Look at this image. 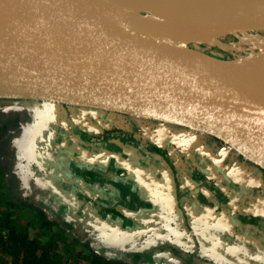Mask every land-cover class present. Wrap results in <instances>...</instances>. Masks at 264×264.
Masks as SVG:
<instances>
[{
	"label": "rangeland",
	"instance_id": "1",
	"mask_svg": "<svg viewBox=\"0 0 264 264\" xmlns=\"http://www.w3.org/2000/svg\"><path fill=\"white\" fill-rule=\"evenodd\" d=\"M134 13L158 19L157 15L145 10H135ZM182 21L177 20L170 28L180 27ZM188 47L214 61L238 60L248 64L264 51V30L228 34ZM48 127L60 131L58 139L46 142L45 137L42 138L41 133ZM89 129H116L132 135L96 140L94 145L85 142L80 135L82 130ZM146 140L166 149L171 160L157 154L153 156V151L144 146ZM39 142L40 169L55 171L61 168L67 172L80 163L87 167V172L94 169V175H99L104 182L101 185L94 175L90 181H83L76 172L74 175L80 181L82 179L79 183L62 176L58 181L63 189L57 198L60 203L53 205L47 201L41 210L33 202L29 190L36 165L33 151L36 152L34 147ZM109 166L117 172L115 179L106 176ZM198 167L203 171L197 170ZM194 172L200 173L199 180L192 176ZM92 184L97 187L109 184L130 203V207H124L125 214L113 215V228L103 231L107 243L120 245L133 240L131 242H137L142 249L161 244L193 249L189 244L188 229L184 227L185 220H189L188 223L195 224L199 231L201 255L225 264H246L245 257L254 261L264 259V168L224 142L199 131L152 119L0 96V264H22L23 251H18L15 259L1 248V243L13 244L10 240L12 230L23 238L37 240L50 250L51 255L55 252L59 264H84L81 255L97 256L104 264H127V259L119 252L108 250L105 253L112 257L104 258L96 252L93 243L63 228L55 220L58 214L71 212L79 215L81 221V212H76V207L62 209L61 206L67 207L69 202L81 204L77 193H87L88 185ZM95 199L106 202V197L100 194ZM177 200L181 201V207ZM144 201L151 205L139 209L137 202ZM145 208H150L149 214L153 217L148 223L150 228L145 232L123 235L122 231L140 220L141 217L137 216L142 210L147 211ZM242 211L246 214H240ZM227 212L230 216L236 213L233 218L237 224L227 225ZM238 215H253L255 222L245 225H250L252 232L261 235L251 239L242 236L239 226L242 219ZM81 218L85 225H97L103 220L97 212L83 214ZM258 219L262 220L261 226H258ZM10 222L13 228L7 226ZM213 230L216 235L211 232ZM221 231L230 238L228 242L218 236ZM141 234L145 239H141ZM21 244L19 239L18 245ZM251 244L254 250L248 247ZM212 247L213 252H210ZM157 255H166L163 264L180 263L177 255L169 251ZM151 264L159 263L154 260Z\"/></svg>",
	"mask_w": 264,
	"mask_h": 264
},
{
	"label": "water",
	"instance_id": "2",
	"mask_svg": "<svg viewBox=\"0 0 264 264\" xmlns=\"http://www.w3.org/2000/svg\"><path fill=\"white\" fill-rule=\"evenodd\" d=\"M0 0V65L19 73L27 95H0L117 111L211 135L264 168V80L240 87L190 65L178 51L193 43L264 30V16L196 21L167 48L154 21L127 19L104 0ZM194 25V26H193ZM75 32L110 53L91 59L40 38ZM76 42H70V44ZM1 74V70H0ZM263 156V159L259 158Z\"/></svg>",
	"mask_w": 264,
	"mask_h": 264
},
{
	"label": "flooded vegetation",
	"instance_id": "3",
	"mask_svg": "<svg viewBox=\"0 0 264 264\" xmlns=\"http://www.w3.org/2000/svg\"><path fill=\"white\" fill-rule=\"evenodd\" d=\"M68 106V105H66ZM90 127V126H88ZM96 127V126H95ZM48 130H51V133H48ZM60 133V131L55 130L52 127H48L47 130L43 131L41 133L42 138L45 137L46 142L47 141H52V138H56L58 139V134ZM82 139L85 140V142L89 143H93L94 145H96V140H100V139H108V138H112L115 136H119L122 137L123 135L129 136L132 135L130 133H127L125 131L122 130H116V129H102V130H96V131H84L82 130L80 133ZM41 136L39 138H41ZM39 145H41V142L37 143L35 145V149L36 152L33 151L34 153V159L36 161V165H35V169H34V173H33V177H32V182L30 185V192L32 193L31 195L33 196V202H35V205L37 207H39L41 210H43V207L47 201L51 202L53 205L60 203L59 201H57L58 196H61L62 190L59 186V182L62 178V176L66 177V178H70V181H73L75 183H79L85 180V181H90L91 178L95 172L92 171H88L87 172V167L83 166L82 164H77L74 165L73 168H71L70 171L64 172L61 168H57L55 171L47 169V170H43L40 169L41 168V160L39 159L38 161V151L37 149H39ZM144 146H147L149 149H151L153 151L152 155L154 156L155 154H157V156H159L160 158H165V159H170V155L169 153H167L166 149L159 147L158 145H156V143L152 142V141H144ZM33 150V147H32ZM151 155V156H152ZM171 160V159H170ZM60 165L62 164L61 162H59ZM82 166V167H80ZM111 169V170H110ZM197 170H202V167H198ZM188 172L190 171V169L187 170ZM74 172H76L78 175L81 176V181L80 179H78V177H76V175H74ZM64 173V174H63ZM116 173L112 167H108V170L106 172V176H110L111 178L115 179L116 178ZM95 177H98L97 179L100 181L101 185L104 182V180L99 177V175H94ZM192 176L194 178H197V180H199L200 173H193ZM178 177L180 179L181 175L178 174ZM133 178V177H132ZM170 180H168L169 182ZM57 182V183H56ZM55 183V184H54ZM59 183V184H58ZM88 192L87 193H77L78 195V201H80L81 204L78 203H72L69 202L67 207L61 206L62 209L67 208L70 209L71 207L74 208L76 207L75 211L76 212H81V217L83 214H95V212H97V214H99L103 220H101L100 222H98V224H84V219H81V221L78 220L79 215H75L72 214L71 212H68L67 215H60L58 214L57 218L55 219L59 224H61V226H63V228L70 230L73 233H76L77 235L81 236V238H85L87 240V242L89 241L90 243H93L95 245L96 248V252L98 254H101L104 256V258H110L112 256H110L109 254H106L105 252L108 250H111L115 253H120L121 255H123L126 259H127V264H151L153 263V261H157V263L159 264H163L166 262L167 257L166 255H157L158 253H163L165 251H169L170 253H173L175 255H177V257L180 260L179 264H225L222 262H218L216 260H214L213 258H209V257H205L203 255H201V243L199 241V231L196 228L195 224L192 225L191 222L190 224L188 223L189 220H185L184 222V227H186L188 229V236L191 238L189 243L190 245H193V249L192 248H187V247H172L170 245L167 244H161V245H157L156 247H149L147 249H142L141 247L138 246L137 242H131L133 240H130L128 242H125L123 244L118 245L119 243H117L116 245H112L111 243H107L104 239H103V231L106 228H113L111 222L112 219L114 220L113 215L115 214H125L124 210H125V206H129L130 207V203L126 201V199H123L122 196H120L118 194V192L112 188L111 185L109 184H105L103 186H98L97 184H92L90 187L88 185L87 187ZM97 194H100L101 197L105 196L106 197V202L103 203L98 199H95V196ZM132 198L134 199V196L131 195ZM180 199V198H178ZM102 200V199H101ZM181 200V199H180ZM177 200V205L181 207V201ZM103 201V200H102ZM101 202V203H100ZM78 205V206H77ZM137 205L140 208L142 207H149L151 204H149V202L144 201V202H137ZM145 205V206H144ZM79 207V208H78ZM135 207V206H133ZM80 209V210H79ZM144 210H147L145 212H143L142 210V214H138L137 217H141L140 220H137L133 225L127 227L126 231H122L123 235H127V234H132L135 233L137 231H143L144 232L150 228V225H148V223L150 222V220H153V217L149 214L151 212L150 208H145ZM236 213H238L236 211ZM236 213H232L231 216L229 215V213L227 212V215L225 217V222L227 223V225H232V223H236L235 222V218H233L234 215H236ZM240 214H246V212L242 211ZM111 217V218H109ZM239 219H242V223H239L240 228L242 230L241 234L242 236L245 237H255V236H259L261 234H258L256 232H252V227L249 225H245L246 223H250V222H255V219L253 217V215H238L237 216ZM222 221V220H221ZM259 223L258 226H261V219H258ZM237 224V223H236ZM99 227V228H98ZM108 229V230H109ZM212 233H215V235L217 234L215 230L211 231ZM220 234V235H219ZM256 234V235H255ZM96 235V238H94V236ZM93 236V238H92ZM144 234H141V239H145V237H143ZM218 236H220V238H226V242H228L230 240V238L228 239V235L222 233V231L220 233H218ZM251 239V238H250ZM141 244H144L143 242H141ZM122 247V248H118V247ZM248 247H250V249L254 250V245H249ZM102 250V251H101ZM125 250V251H124ZM210 252H213V247L212 249H210ZM245 261L246 264H264V259H259L257 261H254L253 259H251L250 257H245Z\"/></svg>",
	"mask_w": 264,
	"mask_h": 264
},
{
	"label": "bare ground",
	"instance_id": "4",
	"mask_svg": "<svg viewBox=\"0 0 264 264\" xmlns=\"http://www.w3.org/2000/svg\"><path fill=\"white\" fill-rule=\"evenodd\" d=\"M20 4L28 5L26 0H15ZM107 4L117 7L124 13L127 19L136 18L135 10H145L150 14L157 15L158 19L149 18L154 21L157 28L163 33L162 43L167 48L175 40L181 37L182 32L169 33L170 27L175 22L182 21L185 25L184 33L193 30L189 24L196 21H214L219 17L234 16L239 17L245 14H257L264 16V0H104ZM134 16V17H133ZM180 17H183L182 19ZM194 26V25H193ZM79 35L75 32H67L55 38H40L52 45L63 43L71 45L76 54L90 53L91 59H97L100 55H109L104 49H100L101 41L98 38L90 40H79ZM70 42H76L70 44ZM190 65L200 67L207 74L227 79L230 83L240 87L251 86L260 87L259 82L264 79V51L258 54L251 63L243 64L238 60L231 62H218L211 60L199 51L190 47H183L178 51ZM10 68V67H9ZM7 66L0 65V95H27L29 90H25L21 76L14 73ZM54 103V102H51ZM59 104V103H54ZM63 105V104H60ZM95 109V108H92ZM118 114L117 111H109ZM122 114V113H120ZM128 115V114H126ZM133 116V115H132ZM137 117V116H136ZM177 126V125H176ZM263 159V156H261ZM259 156V158L261 159Z\"/></svg>",
	"mask_w": 264,
	"mask_h": 264
},
{
	"label": "trees",
	"instance_id": "5",
	"mask_svg": "<svg viewBox=\"0 0 264 264\" xmlns=\"http://www.w3.org/2000/svg\"><path fill=\"white\" fill-rule=\"evenodd\" d=\"M49 225L48 222L44 223ZM11 225L13 228V223L10 222L7 226ZM12 237L10 240L13 241L11 246L4 245L1 243V248L5 252L9 253L13 258L17 259L18 251H23L21 262L22 264H59L57 254L54 252V255H51L50 250L45 246L40 245V243L35 239H27L20 236V233L11 231ZM2 236L0 235V240ZM19 239L22 241V244L19 246ZM15 244V245H14ZM84 264H104L98 259L97 256L91 257L90 255H81V258Z\"/></svg>",
	"mask_w": 264,
	"mask_h": 264
}]
</instances>
